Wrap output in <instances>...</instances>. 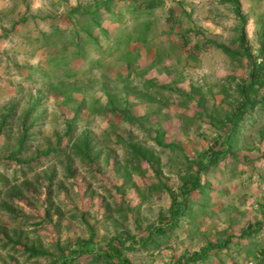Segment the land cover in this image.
<instances>
[{
    "label": "rangeland",
    "instance_id": "1",
    "mask_svg": "<svg viewBox=\"0 0 264 264\" xmlns=\"http://www.w3.org/2000/svg\"><path fill=\"white\" fill-rule=\"evenodd\" d=\"M237 1L250 58L217 48L238 50L228 0H0V264H56L78 242L160 225L264 57V0ZM201 181L132 262L231 238L198 264H264V106Z\"/></svg>",
    "mask_w": 264,
    "mask_h": 264
},
{
    "label": "trees",
    "instance_id": "2",
    "mask_svg": "<svg viewBox=\"0 0 264 264\" xmlns=\"http://www.w3.org/2000/svg\"><path fill=\"white\" fill-rule=\"evenodd\" d=\"M233 7L239 31L238 38L234 41L238 50L232 51L228 47L219 45L217 48L222 50L231 58L238 55L250 58L251 54L245 43L244 24L245 17L241 13V7L237 0H228ZM56 32H59L55 28ZM58 35V34H56ZM57 55H53L55 57ZM264 91V57L260 61L251 64L246 79L236 86L238 100L235 107L226 114L224 119L214 120L218 128V134L212 146L200 156L198 162L194 163L192 173H187L183 177V182L178 188V192H171V203L166 215L159 219L160 225L151 228L140 238L127 235H118L110 238L105 243L94 244L92 239L78 242L77 249L72 247L60 251V256L56 264H136L127 256L126 252H136L140 249H147L149 245L157 244L159 239L167 238L171 229L177 228L181 218L189 214L188 199L192 193L201 191L203 174L211 166L216 165L220 158L226 154H231L233 148V138L240 130L242 122L248 114L258 105L264 106V102L259 99ZM204 160H206L204 162ZM238 162H245V159L236 158ZM258 229V228H256ZM253 227L248 228L247 234L239 238L250 237L256 233ZM232 244L231 238H226L220 243L208 244L201 248L197 253H184L176 258L172 264H198L205 261L209 254L227 249ZM31 255H42L41 252L28 249ZM263 253V252H261ZM80 259V261H79ZM83 261V262H81Z\"/></svg>",
    "mask_w": 264,
    "mask_h": 264
}]
</instances>
